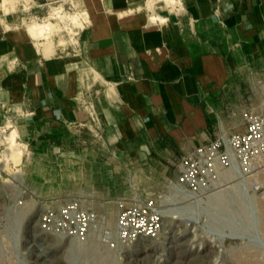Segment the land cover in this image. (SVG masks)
<instances>
[{"label":"crops","instance_id":"obj_1","mask_svg":"<svg viewBox=\"0 0 264 264\" xmlns=\"http://www.w3.org/2000/svg\"><path fill=\"white\" fill-rule=\"evenodd\" d=\"M145 1L82 0L87 22L73 20L78 44L68 53L53 49L60 18L22 29L20 10L0 3V106L9 109L0 115L8 111L32 154L56 152L100 118L123 149L169 167L221 130H243L225 113L233 106L241 121L242 87L264 75V0H181L175 15L159 5L166 20L155 22ZM44 22L43 34L32 31ZM39 38L50 42L42 53Z\"/></svg>","mask_w":264,"mask_h":264},{"label":"rangeland","instance_id":"obj_2","mask_svg":"<svg viewBox=\"0 0 264 264\" xmlns=\"http://www.w3.org/2000/svg\"><path fill=\"white\" fill-rule=\"evenodd\" d=\"M3 2L7 9L15 2L16 8L6 13L20 10L22 29L49 15L60 18L52 20L54 51L68 53L78 44L79 25L73 19L85 10L82 0H54L43 7L31 3L28 10L22 4L32 0ZM156 5L166 11L164 3ZM40 39L41 46L33 40L42 53L50 42ZM240 96V109L263 108L264 75L244 84ZM226 108L225 123H241L233 106ZM9 120L0 115V264H264V177L255 180L256 188L250 183L234 186L233 192L224 183L205 196L180 198L169 187L177 178L175 168L154 153L123 149L100 118L46 156L32 154ZM68 203L93 214L87 235L68 236L56 228L36 232L40 215L52 211L59 216ZM121 203L150 204L171 230L162 227L158 239L114 243L112 248L106 235L115 230ZM36 238L51 247L48 256Z\"/></svg>","mask_w":264,"mask_h":264},{"label":"built area","instance_id":"obj_3","mask_svg":"<svg viewBox=\"0 0 264 264\" xmlns=\"http://www.w3.org/2000/svg\"><path fill=\"white\" fill-rule=\"evenodd\" d=\"M0 107L1 110H9L2 105ZM3 118L11 121L8 111ZM237 127L243 130H221L218 137L195 147L171 164L177 178L169 181V187L178 197L196 199L195 196L210 194L224 183L231 184L233 189H229L233 192L236 190L234 186L245 188L250 183L256 188L255 180L264 177V107L259 111L243 109L241 123ZM62 208L59 216L52 211L44 214L42 228L60 229L68 236L87 235L93 214L87 213L78 203H68ZM161 217L150 204L121 203L115 230L112 235H106L107 239L114 248L115 244L132 243L143 236L155 238L162 228Z\"/></svg>","mask_w":264,"mask_h":264},{"label":"bare ground","instance_id":"obj_4","mask_svg":"<svg viewBox=\"0 0 264 264\" xmlns=\"http://www.w3.org/2000/svg\"><path fill=\"white\" fill-rule=\"evenodd\" d=\"M5 2V1H4ZM160 2H162V3H164V5H163V8L165 7L166 8V12H168L169 14H172V15H175V14H178L179 13V11L181 10V9H183L182 8V4H181V0H146L145 1V9H147L148 11H150V12H152V13H154L155 12V10H156V7H157V3H160ZM6 3V2H5ZM4 3V4H5ZM76 15V14H75ZM71 16V15H70ZM78 18H84V20L87 22V18H88V13L86 12V11H84L83 13H80V14H78ZM72 18V17H71ZM73 19V18H72ZM73 20H76V19H73ZM151 20L153 21V22H155V21H157V20H160V21H165L166 20V18L164 17V15L162 16V15H160V14H151ZM51 23V22H50ZM49 28V24H47V23H42V24H34L33 26H32V31L33 32H36V33H39L40 35L41 34H43L44 33V31H46V29H48ZM46 33V32H45ZM4 128H6V127H3V129ZM18 136V135H17ZM14 137H16V136H14ZM11 139H12V137H11ZM15 140V139H14ZM14 140H13V142H14ZM11 144H12V142H11ZM13 144H15V146L17 147V145L18 144H16V142L15 143H13ZM12 144V145H13ZM14 146V145H13ZM18 149V148H17ZM10 150H12V149H10ZM19 150H21L20 148H19ZM12 152V156H14L15 155V153H14V151L12 150L11 151ZM21 152V151H20ZM20 152H18V151H16V154L18 153V154H20ZM23 152V151H22ZM4 167V166H3ZM112 215V214H111ZM161 226L162 227H164L163 228V230L164 229H168V233H169V230H171V224H165V219H164V217H161ZM42 221H43V215H40V219H38L37 220V224H35V226L37 227V230H36V232H38V228H39V232H41V230L42 231H44V232H49L48 230H44L41 226H42ZM38 222H39V225H38ZM49 233H51V232H49ZM109 234H110V232H109ZM35 235H38V233H35ZM158 236H159V234H158ZM158 236L157 237H155V238H153V237H148V236H143V237H140L137 241H135L136 243L137 242H139L140 240H143L144 238H147V239H150V240H155V239H158ZM58 238H61V239H63L64 237H62V236H58ZM65 239V238H64ZM34 242H36V244L41 248V252L45 255V257L46 256H48L49 254H48V252L50 251V249H51V247L50 246H48V245H46L45 244V242L46 241H42V240H38L37 238L36 239H34ZM74 242V241H73ZM135 242H132V243H135ZM142 251V250H141ZM146 252V251H145ZM145 252H143V253H145Z\"/></svg>","mask_w":264,"mask_h":264}]
</instances>
